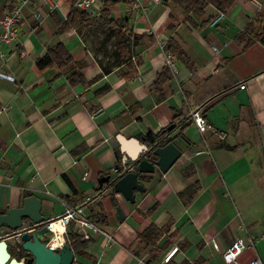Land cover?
<instances>
[{
  "label": "crops",
  "instance_id": "obj_1",
  "mask_svg": "<svg viewBox=\"0 0 264 264\" xmlns=\"http://www.w3.org/2000/svg\"><path fill=\"white\" fill-rule=\"evenodd\" d=\"M69 11L63 7L65 16ZM115 11L112 18L131 14L135 33L157 39L135 50L143 64L131 81L122 76L125 66L89 87H71L70 69L42 72L37 60L61 42L77 63L86 62L82 72L88 81L102 73L89 43L74 30L57 35L50 15L33 26L34 32L25 25L23 42L0 65L1 72L15 79H0V108L8 107L0 114V212L21 208L26 198L36 196L43 201L42 214L52 219L89 199L86 215L102 231L88 243L90 258L75 253L80 264H193L199 259L225 264L223 253L238 239L255 242L240 264L256 258L264 264V42L254 35L236 40L248 24L264 26V0H234L217 26L211 25L219 13L213 6L203 17L187 15L167 0H140L127 6L125 16L120 7ZM171 38L185 49L192 69L165 53ZM248 40L254 43L246 47ZM169 61L175 65L173 78L162 94L156 93L154 83ZM243 84L245 90L240 89ZM137 105L140 109L132 113ZM194 110L207 120L205 135L190 119ZM176 112L183 115L182 122L163 145L184 129L189 144L174 140L183 153L174 167L140 181L146 192H136L135 204L112 185L100 191L102 177L111 176L125 160L118 135L146 145L143 139L168 127ZM190 167L195 174L187 179ZM196 183L200 189L186 195ZM155 204L158 210L146 216ZM96 216L105 217L106 224ZM152 224L160 229L170 225L154 259L153 246L138 239ZM72 233L77 234L75 226ZM185 242L191 246L183 251ZM10 244L17 253L14 242Z\"/></svg>",
  "mask_w": 264,
  "mask_h": 264
},
{
  "label": "trees",
  "instance_id": "obj_2",
  "mask_svg": "<svg viewBox=\"0 0 264 264\" xmlns=\"http://www.w3.org/2000/svg\"><path fill=\"white\" fill-rule=\"evenodd\" d=\"M17 0H11V4L7 5L5 9L12 10ZM69 3L70 11L65 17L64 20L61 19L58 12H52L50 14L51 18H53L54 22L58 27L57 35H62L67 31L74 30L76 31L77 35L84 41L89 43L90 47L91 43L87 40V36L84 37L85 33L92 28V27H104L106 28V32L110 38H113L112 47L113 52L111 55L112 61L110 58L104 60L102 54H106L103 52V48L97 50V53L101 56H98L94 52L96 56V60L98 65L100 66L102 73L98 75L96 78L88 81L82 70L83 67L86 65V62L77 63L67 49V47L59 42L53 47L48 48L45 57L40 58L37 60L38 66L41 68L42 72H46L47 70L58 69L60 72L70 69L72 71L71 75L68 76V83L71 87L75 88L80 85L85 86H92L104 76L109 75L115 70L116 68L125 66L126 70L122 72V76L124 79L131 81L134 77L138 75L139 68L142 66L143 61L139 55H136L135 50L139 47L148 45V44H156L157 39L155 36H150L147 34L140 35L135 33L132 25V17L131 14L127 18H112L111 9L117 5L125 4L127 6L131 5L134 0H105L103 8L101 12L96 14H91L90 12L79 11L75 8L76 3L78 0H67ZM167 2L173 3L175 6L179 7L185 14H195L198 17H203L205 15V10L208 6L215 7L219 12L226 13L234 4V0H167ZM192 26L196 27L194 21L191 18L187 19ZM259 26V27H258ZM103 29V30H104ZM248 35H254L255 38L259 41L264 42V26L262 24L259 25V21L252 22L247 25L243 32H241L237 37L236 40L238 42H244ZM253 40L246 41V47L251 46L253 44ZM165 53L169 54L170 56L177 58L183 64H185L190 69L193 68L194 63L191 58L186 53L185 49L180 45L177 39L171 38L164 46ZM74 69V70H73ZM173 78V71L171 70L170 66H166L163 71L158 75L156 82L154 83V92L162 94L164 86L170 82ZM136 108H132L131 112L138 111L140 109L139 105L135 106ZM183 115L180 113H175V117L172 123L164 128L159 134L154 135L153 133H149L144 140L146 146L150 149V152L146 153L142 158L134 163L135 172H138L139 163L143 159H147L148 161L154 162L156 159L153 156V151L160 147L165 146L168 143L173 142L177 139H182L186 143L189 144L187 139H184L182 130L180 134L175 137L174 140L168 141L166 144L163 145V142L168 139L169 136L174 134L182 122ZM169 128H171L169 130ZM119 168V163L118 166ZM194 168L190 167L184 173L185 178L190 179L194 176ZM104 178V177H102ZM101 178V179H102ZM140 181H147L149 178L139 173ZM101 181V180H100ZM106 184H102V187L99 188L101 191ZM113 186V185H112ZM200 189V184L196 183L190 187V190L186 195H189L191 192H196ZM182 199H185V194L180 195ZM191 198V197H190ZM115 202H117L115 200ZM158 210V204H155L146 214V216H152ZM4 211H1L0 214H4ZM95 220L97 222H102V224H106L107 220L103 216H96ZM170 225H166L163 228H158L154 224L150 225L146 231L138 236L139 242L142 244H147L153 246V250L151 251V258L154 259L156 257L155 253L159 251L158 243L164 237V235L169 232ZM175 237L176 234H173ZM70 246L74 253L80 255L84 258H90L86 253L88 248V242H84L81 240L78 234H71L69 236ZM169 242H167L164 246H169ZM190 244L188 242L182 243L180 245L181 250L186 251L190 248ZM23 254L17 252L15 255H12L13 258L18 259L19 261L26 258L24 255V251L22 250ZM203 260L199 259L193 264H202ZM169 264H175L171 261ZM189 264V263H186Z\"/></svg>",
  "mask_w": 264,
  "mask_h": 264
},
{
  "label": "water",
  "instance_id": "obj_3",
  "mask_svg": "<svg viewBox=\"0 0 264 264\" xmlns=\"http://www.w3.org/2000/svg\"><path fill=\"white\" fill-rule=\"evenodd\" d=\"M117 139L121 152L127 159L125 166L128 172L115 182L111 181V176L105 177L101 180V184L113 185L114 191L122 195L130 204H135L136 192H146V188L140 183L139 173L149 176L158 170L167 174L183 156L181 149L173 141L152 152L156 159L154 162L143 159L139 163V173H137L134 163L150 152V149L137 139H127L121 135H118ZM42 212L43 201L32 196L24 200L21 208L9 209L4 214H0V229L8 231L0 238V264H80L76 261L75 253L68 243L60 248L48 247L47 244L52 238L43 225L51 220V217L44 216ZM117 213L121 220H125L120 208L117 209ZM69 234H71L70 228H68ZM9 241H13L16 248L20 247L17 251L23 250L30 258L26 257L21 261L13 258L9 251Z\"/></svg>",
  "mask_w": 264,
  "mask_h": 264
},
{
  "label": "built area",
  "instance_id": "obj_4",
  "mask_svg": "<svg viewBox=\"0 0 264 264\" xmlns=\"http://www.w3.org/2000/svg\"><path fill=\"white\" fill-rule=\"evenodd\" d=\"M105 0H78L75 8L79 11L90 12L91 14L98 15L104 5ZM140 0H134L131 5ZM155 4H159L161 0H153ZM47 9V11L45 10ZM60 9L58 0H17L14 8L4 9L0 12V65L7 62L12 54L17 50L18 46L24 40V27L25 25L34 26L40 23L46 14L50 15L52 12H57ZM67 17V16H65ZM226 13L219 12L216 19L211 23L212 26H217L223 19H225ZM36 26L33 27L34 32ZM216 50V49H215ZM171 70H175V65L171 61L168 62ZM0 79H7L15 81L11 76L6 75L0 71ZM241 90L246 89V84L240 86ZM8 110V107L0 108V114ZM190 119L193 121L196 128L201 134L205 135L208 132L209 126L207 120L203 116L200 110H194L190 114ZM127 159L122 160L118 169H115L111 175V181H117L121 176L125 175L128 170L125 166ZM90 200L84 202V204L76 207H67L63 216L52 218L44 223L45 227L51 236L48 247L60 248L67 243L68 228L75 226L77 234L81 240L90 243L93 236L99 234L102 230L93 220L86 215L85 206L88 205ZM56 224H60L61 229L57 231ZM57 233L62 237V241L59 244H55L57 240ZM1 238V237H0ZM211 244L216 251H220L217 242L212 239ZM255 247V242L246 241L245 239H238L229 249L223 253V261L225 264H240L239 259L247 251ZM179 249H175L172 253H169L165 258V262L168 263L174 254ZM250 264H263L262 260L256 258L250 262Z\"/></svg>",
  "mask_w": 264,
  "mask_h": 264
},
{
  "label": "rangeland",
  "instance_id": "obj_5",
  "mask_svg": "<svg viewBox=\"0 0 264 264\" xmlns=\"http://www.w3.org/2000/svg\"><path fill=\"white\" fill-rule=\"evenodd\" d=\"M9 3L11 4V0H0V12L4 11V9L7 7V5H9ZM58 5L61 7V10H58V14L61 17V19L64 20L65 15L62 12V10H63V7L64 8L66 7L69 9V3L67 0H58ZM118 7H120L119 13L123 14V16H125L126 12H127V5H125V4H120V5L113 7L112 10H114V11L112 12V16L116 17L118 11H115V10ZM45 10L47 11V9H45ZM47 16H49V15H45V17H47ZM52 21H54L53 18H52ZM103 29H104V27H101V26L92 27L87 31V33L84 34L85 35L84 37L87 36V40L91 43L93 50H95V52L98 56L103 55L104 60H107L108 58H110V61L113 62L111 55L113 52L112 42L114 39L110 38V36H108V33L106 32V28L104 30ZM73 38H76V37L73 36ZM101 47L102 48L104 47L103 52L106 53L105 55L102 54V52H99L101 55L97 53V50L102 49ZM9 251L12 255H15V253H16L15 248L11 244L9 246Z\"/></svg>",
  "mask_w": 264,
  "mask_h": 264
},
{
  "label": "bare ground",
  "instance_id": "obj_6",
  "mask_svg": "<svg viewBox=\"0 0 264 264\" xmlns=\"http://www.w3.org/2000/svg\"><path fill=\"white\" fill-rule=\"evenodd\" d=\"M55 227H56L57 231H59L61 229L60 224H56ZM57 234H58L57 237H56L57 240L54 241V243L56 245L59 244L62 241L61 235L59 233H57ZM58 241H59V243H57Z\"/></svg>",
  "mask_w": 264,
  "mask_h": 264
},
{
  "label": "flooded vegetation",
  "instance_id": "obj_7",
  "mask_svg": "<svg viewBox=\"0 0 264 264\" xmlns=\"http://www.w3.org/2000/svg\"><path fill=\"white\" fill-rule=\"evenodd\" d=\"M8 233V231H6V230H4V236L6 235ZM18 249L20 248V247H17ZM19 251V253H21V254H23V252H22V250H18ZM17 251V252H18ZM24 255L27 257V258H30V256H27V254L24 252Z\"/></svg>",
  "mask_w": 264,
  "mask_h": 264
}]
</instances>
